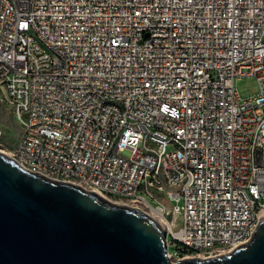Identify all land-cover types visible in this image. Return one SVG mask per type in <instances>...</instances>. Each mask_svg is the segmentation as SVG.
Here are the masks:
<instances>
[{"label": "built area", "instance_id": "obj_1", "mask_svg": "<svg viewBox=\"0 0 264 264\" xmlns=\"http://www.w3.org/2000/svg\"><path fill=\"white\" fill-rule=\"evenodd\" d=\"M0 88L12 157L155 215L172 262L264 216V0H0Z\"/></svg>", "mask_w": 264, "mask_h": 264}, {"label": "water", "instance_id": "obj_2", "mask_svg": "<svg viewBox=\"0 0 264 264\" xmlns=\"http://www.w3.org/2000/svg\"><path fill=\"white\" fill-rule=\"evenodd\" d=\"M166 250L167 231L152 214L30 171L0 150V264H264V216L228 253L172 262Z\"/></svg>", "mask_w": 264, "mask_h": 264}, {"label": "rangeland", "instance_id": "obj_3", "mask_svg": "<svg viewBox=\"0 0 264 264\" xmlns=\"http://www.w3.org/2000/svg\"><path fill=\"white\" fill-rule=\"evenodd\" d=\"M235 86L242 98H252L260 92V85L256 76L237 78ZM22 131V126L15 119L10 99L6 92L0 88V150L12 156ZM172 203H174L173 200H167L168 205ZM176 249V245L170 246L171 251Z\"/></svg>", "mask_w": 264, "mask_h": 264}, {"label": "bare ground", "instance_id": "obj_4", "mask_svg": "<svg viewBox=\"0 0 264 264\" xmlns=\"http://www.w3.org/2000/svg\"><path fill=\"white\" fill-rule=\"evenodd\" d=\"M153 215V214H152ZM154 217H156L155 215H153ZM157 218V217H156ZM160 220V219H159ZM161 222H162V220H161Z\"/></svg>", "mask_w": 264, "mask_h": 264}]
</instances>
